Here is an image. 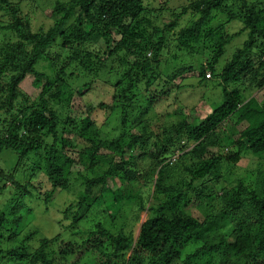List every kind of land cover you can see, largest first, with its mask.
<instances>
[{
  "label": "trees",
  "instance_id": "obj_1",
  "mask_svg": "<svg viewBox=\"0 0 264 264\" xmlns=\"http://www.w3.org/2000/svg\"><path fill=\"white\" fill-rule=\"evenodd\" d=\"M148 1L25 0L35 11L51 9L52 23L39 26L34 12L22 10V0H0V264H55L52 245L59 237L34 244L38 230H20L25 197L40 176L51 184L46 204L65 190L78 195L82 210L95 198L106 207L124 200L134 205L117 235L102 222L89 230L84 245L95 264H264V170L250 182L239 176L216 190L211 181L220 176L223 156L210 147L221 145L219 127L236 117L240 129L227 146L237 150L228 160L238 164L244 150L264 155L262 2L196 0L179 11L169 7L171 0L158 6ZM231 7L244 12L240 33L248 30V37L226 59V46L238 34L209 23L218 8ZM191 10L198 19L177 30ZM172 43L179 55L170 66L163 56ZM55 47L59 64L50 66L52 73L40 71ZM185 73L198 86L182 98L177 79ZM209 87L216 99L197 118L195 107ZM165 98L167 115L182 114L180 103L192 111L182 121L162 122L156 107ZM99 109L115 115L113 137L97 120ZM134 150L135 163L152 166L147 174L153 173L154 188L146 199L140 193L134 198L135 189L127 187L136 176L127 168ZM6 154L11 169L2 166ZM189 157L200 161L186 163L188 175L180 176L172 166ZM214 199L216 211L192 209ZM71 206L64 212L75 216L73 226L86 214ZM143 210L148 218L138 226ZM188 244L196 250L183 257Z\"/></svg>",
  "mask_w": 264,
  "mask_h": 264
},
{
  "label": "rangeland",
  "instance_id": "obj_2",
  "mask_svg": "<svg viewBox=\"0 0 264 264\" xmlns=\"http://www.w3.org/2000/svg\"><path fill=\"white\" fill-rule=\"evenodd\" d=\"M24 1L25 0H22L21 3L22 10L24 12H34L35 14H32V18L34 19V21H36L35 23H37L39 26L48 22L52 23V18H48L51 10L49 7H47L45 10L41 9L35 11L29 3L25 4ZM193 1L196 0H171L169 2V7H171V9L176 7L180 11L183 6L189 5ZM260 1L262 2V7L264 8V0ZM148 2H152L153 4L158 6L160 4L164 5L166 0H149ZM257 8L259 7L257 6ZM243 15L244 12L241 11V7H231L229 12H225L222 10V8H218L212 15V21L209 23V26L221 27L223 25L225 27V33H228L229 35L238 34L237 36H234L231 39V42L226 46V59L230 58L238 47L243 46L244 41L248 37V30L247 32L240 33L244 27ZM197 19L198 17L195 12H192V10L189 11V13L185 17H183L181 21H179V26L177 30L189 26ZM1 38L2 37L0 36V40ZM49 51L50 52H48V55L52 58V60L44 59L37 66L40 71L46 73H52V70L50 68L52 64L53 66L54 64H59V61L56 60L55 57L58 55L56 54V52H61V50H57L56 47L52 50L50 49ZM176 54L179 55V52L177 51L175 43H172L164 53L163 59L167 58L168 61H170L171 64L169 65L171 66L174 63L172 62V60ZM192 77L193 76H191L190 73H185L184 79H177V83H181L180 89H176L180 97L184 98L188 93H194V91H196L195 86H198V82L197 80L193 81ZM208 89L209 91L206 92L205 99H203L197 105V107H195L194 116L197 118L205 117L206 111L210 108L211 103L216 99L217 94H213L216 89L212 90L211 87H209ZM256 93L257 92H255V94ZM217 98L219 99V97ZM163 102L164 103H161V105L156 107V111L164 114L162 122L165 123L167 120V123L170 124L182 121L183 114L192 111L189 108H183L184 104L180 103L176 109H178V111L182 114L167 115V113L170 112L168 111L165 105L166 102L170 103L169 98H165ZM59 108H61L60 105ZM112 115L114 114H112V112L109 110L106 111L103 109H99L96 112V116L98 118L97 120H99V122L102 121V128L104 129L106 135H109L110 137H113L116 134V132H113L114 129H118L116 117H114L115 115ZM134 118L135 115H132L131 122ZM236 122L237 118L232 117L231 120H228L224 124H222L219 127V140L220 142L222 141L221 145L213 143V145L210 146L212 149H216V147H219V154L223 156V159L221 161V170L218 173L220 176L217 180L211 181L212 185L215 186L216 190H220V185H232V183H235L236 179L239 176H244L245 180L250 182V179H254V175H258L261 171L264 170V155L260 154L261 156H259V154L250 153L248 150H244L243 152H241L242 155L238 164H234L228 160L227 157L237 150L235 149L233 151L227 146L229 140L232 141V134H236L240 129V127L237 126ZM189 142L187 138H184L181 144H186L188 147ZM139 146L144 149H147L141 144ZM149 146H151L152 150L156 148L154 142L150 143ZM190 147L191 145L189 146V148ZM178 154L179 153L170 157L173 158ZM136 155V150H134V152L131 153L129 163L127 165V168L129 167L136 173L135 177L127 180V187L135 189L134 198L137 196L138 193H140L146 199L151 193V184H153L154 188V175H152L153 173L149 175L147 174V172L150 170V168H152V166H139L138 163H135ZM10 156L11 155L6 154L3 157L2 166L9 167L11 169L14 163H11L12 159ZM199 161L195 158L189 157L186 160H181L179 163H175L172 167L174 170L178 171V174L180 176H185L188 175L185 170L186 163H198ZM95 165V168L100 170L98 164L95 163ZM25 167L26 170H29L31 168V164L25 163ZM23 168L24 166L21 169L23 170ZM16 175L19 177L20 173L16 172ZM248 178L250 179L248 180ZM34 183L35 187H32L31 192L26 195L24 204L21 208L23 218L22 222L20 223V230L22 233H29L32 230H38V235L34 237L36 239L34 241V244H38V240L41 237H46L50 239L59 237V240H54V243L52 245V253L54 254L53 258L55 259V264H95L96 256L93 255L91 248H89L90 250H88V246L84 245V242L88 239L89 230L94 229L96 224L102 222L106 228L110 229L115 235H117L126 227V223L128 222L130 213L133 209L132 206H134L128 204L127 200H124L120 203H110L108 207H106V203L103 198L102 200L95 198L93 206H91L90 204L88 210L85 208L82 210V208H80L76 202L78 195H72L71 193L65 190H58L57 193L54 195V198H52L51 201L46 204L44 197L46 195V192L51 189V184H49L46 178L42 176L37 177ZM217 184H220L219 189H217ZM212 185L208 184V186L210 187H212ZM92 198L93 197H90V201L92 200ZM217 201L218 199L210 200L208 203H205L204 201H199L197 204L198 208L194 205V208L192 209H200L203 213L207 214L212 212L213 210L216 211L218 207L216 203ZM3 203L4 201H2V204ZM70 206L71 211L80 209L84 211L82 214H86L84 219H78V222L73 226L70 225H72V223L74 222L75 216L72 213L67 214L64 212ZM106 210L114 218L113 220L110 219L111 225L107 223L106 218L109 217L110 214L104 212ZM140 217L141 219L138 222V226H140L141 223L148 218V212L146 210H143L141 212ZM195 250L196 247L194 245H186L183 257L188 256ZM81 252H83V254L79 255V253ZM195 258L197 257H194V259Z\"/></svg>",
  "mask_w": 264,
  "mask_h": 264
},
{
  "label": "clouds",
  "instance_id": "obj_3",
  "mask_svg": "<svg viewBox=\"0 0 264 264\" xmlns=\"http://www.w3.org/2000/svg\"><path fill=\"white\" fill-rule=\"evenodd\" d=\"M177 158V157H176ZM176 158L174 159V157L171 159L172 161H175L176 160Z\"/></svg>",
  "mask_w": 264,
  "mask_h": 264
},
{
  "label": "built area",
  "instance_id": "obj_4",
  "mask_svg": "<svg viewBox=\"0 0 264 264\" xmlns=\"http://www.w3.org/2000/svg\"><path fill=\"white\" fill-rule=\"evenodd\" d=\"M178 155H176L175 157H174V159L177 157Z\"/></svg>",
  "mask_w": 264,
  "mask_h": 264
}]
</instances>
